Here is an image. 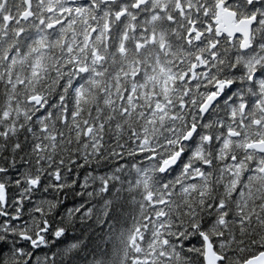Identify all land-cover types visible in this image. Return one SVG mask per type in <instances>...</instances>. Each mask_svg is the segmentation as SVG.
<instances>
[{"label": "snow or ice", "instance_id": "snow-or-ice-1", "mask_svg": "<svg viewBox=\"0 0 264 264\" xmlns=\"http://www.w3.org/2000/svg\"><path fill=\"white\" fill-rule=\"evenodd\" d=\"M0 264H264V0H0Z\"/></svg>", "mask_w": 264, "mask_h": 264}]
</instances>
